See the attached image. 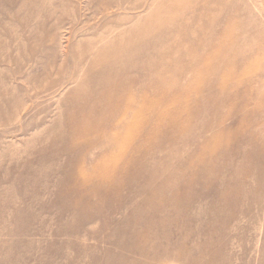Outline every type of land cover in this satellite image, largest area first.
<instances>
[{
	"label": "rangeland",
	"instance_id": "374dc122",
	"mask_svg": "<svg viewBox=\"0 0 264 264\" xmlns=\"http://www.w3.org/2000/svg\"><path fill=\"white\" fill-rule=\"evenodd\" d=\"M0 264H264V0H0Z\"/></svg>",
	"mask_w": 264,
	"mask_h": 264
},
{
	"label": "bare ground",
	"instance_id": "6f19581e",
	"mask_svg": "<svg viewBox=\"0 0 264 264\" xmlns=\"http://www.w3.org/2000/svg\"><path fill=\"white\" fill-rule=\"evenodd\" d=\"M104 73V72H103ZM222 84V83H221ZM127 89H125L126 91ZM181 94H185V92H182ZM103 100H107V98L104 96L103 97ZM151 102V101H150ZM191 102V101H190ZM162 105H164V110H167L168 108V104L166 103H162ZM185 103H183L182 105H184ZM177 105V103H175V106ZM174 106V105H173ZM191 106V104H188L186 106V108H189ZM138 108V107H137ZM172 108V106L170 107V109ZM136 109V108H134ZM118 111H121L120 109H118L115 114L113 115L115 117L116 113ZM175 111V110H173ZM178 111V109H177ZM189 112H192L191 110ZM176 114V113H175ZM174 114V115H175ZM135 119L137 120V118H139L140 114L139 113H136L135 114ZM173 115V114H172ZM104 112L102 111V109H98L95 113L91 114L90 116L86 115V117H83V119H76L73 121L72 123V126L70 127L72 132L74 131V133H76L77 130H79L81 132V136L78 138V142H77V145H82V144H85L88 140H89V137L87 136L89 134V132H87V134H85V129L86 127L88 126L87 124H85L84 122H92L94 119L98 120V123H99V126H98V129H94L93 131L95 132L94 135H96V137L98 136V134L101 132V129L104 127L105 123H111V122H108V121H104ZM176 116V115H175ZM169 118H172V117H169ZM178 118V117H177ZM175 119V118H174ZM139 122V120H137ZM174 122V121H173ZM176 122V121H175ZM133 124V123H132ZM180 125L181 124V121L179 122ZM149 125V124H148ZM140 126V125H139ZM177 126H179L177 124ZM146 127V126H145ZM127 128H125L124 131H126ZM88 131V129H86ZM138 132H140L138 130ZM123 137V135H120ZM115 137H117V135H113V138H114V141H115ZM121 149H123L124 151H122ZM134 149V143L132 142V140L130 139L127 144L125 146H122L120 149H117V151H121L123 152L124 154H127V152H132V150ZM114 152V153H116ZM129 154V153H128ZM117 159V158H116ZM115 159V160H116ZM108 165V163H107ZM96 174V175H95ZM83 176L81 175H78L77 177V182H75L74 186H73V190H80V189H83V187H87L85 186L87 184V182H90V181H94V179L97 181V183H102V181H105L109 178V173H105V172H101V171H96L94 170L91 174H82ZM108 177V178H107ZM110 183V182H109ZM103 188V187H102ZM95 194V193H94ZM84 195H82L80 198H83Z\"/></svg>",
	"mask_w": 264,
	"mask_h": 264
}]
</instances>
